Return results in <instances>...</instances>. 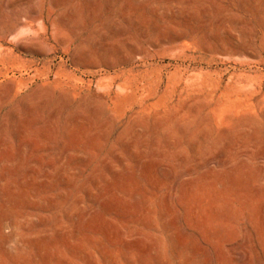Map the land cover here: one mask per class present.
<instances>
[{
	"label": "rangeland",
	"instance_id": "374dc122",
	"mask_svg": "<svg viewBox=\"0 0 264 264\" xmlns=\"http://www.w3.org/2000/svg\"><path fill=\"white\" fill-rule=\"evenodd\" d=\"M0 264H264V0H0Z\"/></svg>",
	"mask_w": 264,
	"mask_h": 264
},
{
	"label": "bare ground",
	"instance_id": "6f19581e",
	"mask_svg": "<svg viewBox=\"0 0 264 264\" xmlns=\"http://www.w3.org/2000/svg\"><path fill=\"white\" fill-rule=\"evenodd\" d=\"M19 27V26H18ZM13 31H15V29L13 30ZM13 33V32H12Z\"/></svg>",
	"mask_w": 264,
	"mask_h": 264
}]
</instances>
